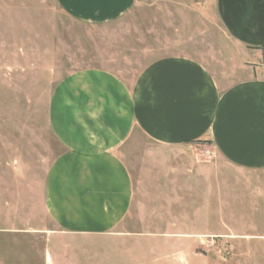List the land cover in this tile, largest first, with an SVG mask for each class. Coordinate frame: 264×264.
<instances>
[{
	"label": "rangeland",
	"instance_id": "rangeland-1",
	"mask_svg": "<svg viewBox=\"0 0 264 264\" xmlns=\"http://www.w3.org/2000/svg\"><path fill=\"white\" fill-rule=\"evenodd\" d=\"M236 50L214 0H138L101 25L74 20L55 0H0V264H264V169L231 166L209 143L167 150L136 132L123 160L136 184L152 168L153 200L144 220L137 215L125 227L146 235L79 238L67 241L75 251L61 252L59 242L49 244L54 226L43 210L47 169L63 152L49 106L65 78L99 69L132 83L163 56L210 65L215 53L231 59ZM158 164L177 169L170 175L178 179V203L161 200ZM49 256L72 263L46 262Z\"/></svg>",
	"mask_w": 264,
	"mask_h": 264
},
{
	"label": "crops",
	"instance_id": "crops-1",
	"mask_svg": "<svg viewBox=\"0 0 264 264\" xmlns=\"http://www.w3.org/2000/svg\"><path fill=\"white\" fill-rule=\"evenodd\" d=\"M55 1L74 20L101 25L127 14L138 0ZM214 6L237 49L232 61L220 52L210 65L185 55L163 56L146 64L132 83L87 69L55 87L50 128L63 152L47 169L43 210L54 226L49 244L59 242L58 251H75L67 241L79 238L124 242L147 234L125 227L137 215L144 220L153 200L152 168L143 169L136 184L123 160L137 131L167 150L209 143L231 166L264 169V0H214ZM144 155L151 162V151ZM158 167L165 182L161 200L178 203V179L170 175L177 169Z\"/></svg>",
	"mask_w": 264,
	"mask_h": 264
}]
</instances>
